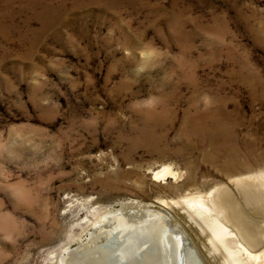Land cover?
I'll list each match as a JSON object with an SVG mask.
<instances>
[{"label":"rangeland","instance_id":"obj_1","mask_svg":"<svg viewBox=\"0 0 264 264\" xmlns=\"http://www.w3.org/2000/svg\"><path fill=\"white\" fill-rule=\"evenodd\" d=\"M260 171L264 0H0V264Z\"/></svg>","mask_w":264,"mask_h":264},{"label":"bare ground","instance_id":"obj_2","mask_svg":"<svg viewBox=\"0 0 264 264\" xmlns=\"http://www.w3.org/2000/svg\"><path fill=\"white\" fill-rule=\"evenodd\" d=\"M218 136L219 133L214 140ZM163 166L156 171L157 178L176 174L170 165ZM240 167H244L242 162ZM233 182L232 187L222 183L198 197L170 202L176 213L175 227L167 223V213L160 210L130 207L131 216L108 212L105 219L100 220L104 227L101 224L103 230L95 239L79 249H71L68 258L63 255L57 262L202 264L197 248L185 238L180 221L191 227L208 256L218 258L221 254L223 260L219 264H239L240 254L264 261V171L237 177ZM257 212L262 214L257 216ZM116 214L117 217L110 219Z\"/></svg>","mask_w":264,"mask_h":264},{"label":"water","instance_id":"obj_3","mask_svg":"<svg viewBox=\"0 0 264 264\" xmlns=\"http://www.w3.org/2000/svg\"><path fill=\"white\" fill-rule=\"evenodd\" d=\"M88 243V242H87ZM84 245V244H83ZM82 247V244L80 245V246H78V247H76V249H79V248H81Z\"/></svg>","mask_w":264,"mask_h":264},{"label":"flooded vegetation","instance_id":"obj_4","mask_svg":"<svg viewBox=\"0 0 264 264\" xmlns=\"http://www.w3.org/2000/svg\"><path fill=\"white\" fill-rule=\"evenodd\" d=\"M202 264H203V261H202Z\"/></svg>","mask_w":264,"mask_h":264}]
</instances>
